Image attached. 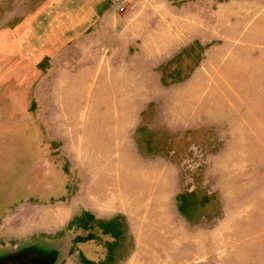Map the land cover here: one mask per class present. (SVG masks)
<instances>
[{"label": "rangeland", "instance_id": "obj_1", "mask_svg": "<svg viewBox=\"0 0 264 264\" xmlns=\"http://www.w3.org/2000/svg\"><path fill=\"white\" fill-rule=\"evenodd\" d=\"M146 3L188 6L199 26L213 20L211 44H242L257 61L245 83L223 82L217 60L208 83L180 84L172 72L204 51L193 43L143 86L139 123L115 132L97 32ZM181 110L197 123L169 128L164 115ZM31 202L71 211L56 246L94 237L97 264H264V0H0V222L24 205L35 214ZM117 211L120 229L107 223Z\"/></svg>", "mask_w": 264, "mask_h": 264}, {"label": "crops", "instance_id": "obj_2", "mask_svg": "<svg viewBox=\"0 0 264 264\" xmlns=\"http://www.w3.org/2000/svg\"><path fill=\"white\" fill-rule=\"evenodd\" d=\"M150 6L152 5L146 3L145 9L137 12L125 10L117 13L113 11V29L102 27L97 32L100 39V48H104L102 50H104L106 59L113 63V65L108 67L112 68L109 77L113 79V101L115 102V107L113 105V131L115 132L118 130L125 131L127 126L133 125L135 122H137L136 125L139 123L145 110V104L139 105L137 109L133 105L134 102H145L148 98H143V86L149 83L150 78L157 82L161 78V73L157 68L166 62H174L179 53L186 47H191L193 43L204 45V51L199 60L197 58L192 59V55L189 54L191 61L194 62L192 66L189 64L187 68H190V70L186 74H181L179 67L172 72L173 78L178 80L175 82L180 84L186 81L194 84L199 79V83H208V77L203 70L213 68L214 64L212 63L217 60H221L223 76L227 78L223 82L245 83L246 81L243 80L246 74V63H249L251 58L254 62L257 61L256 56H254L256 52L254 50L251 51L250 48H246L242 44L234 43L231 46L228 40L222 41L220 45L211 44L213 38L221 35L217 36L218 34H214L213 25H208V22L213 23V20H205L202 26H199L198 19L194 17L192 12H188V6L178 10L176 7H168L166 5L163 10L160 8L157 11L150 8L147 9ZM204 23L205 25H203ZM252 69H254L253 73L255 74V67L252 66ZM103 76L106 75L103 74ZM135 85L138 86L136 89L137 94H132L131 92H133V86ZM121 86H126L127 89H122ZM119 101H125L130 106L127 104L125 108L120 107L118 105ZM173 110H175V107ZM166 113L164 116L167 120L171 115L174 117L173 124H170L169 120L166 122L171 129L197 123L196 117L189 116L182 110L181 112ZM58 204L59 202L46 204L31 202L29 205L34 207L35 211L33 213L35 214L30 217L22 215L24 205V207H20L21 210L19 209L21 212L17 211V214L10 213L6 217V221H4V218L0 222V257L11 247L36 245L42 250L50 249L55 251L56 249L58 251V257L53 260L52 264H80L77 261V257L81 258L84 264L85 262L97 264L104 261L105 259L103 258L96 260L97 254L102 255L100 253L102 246L101 244H96L94 237L80 239L75 242V246L72 242H69L65 248L56 246L57 242L54 239L53 232L59 226L68 224L73 217L71 211L67 212V209L63 206L57 207ZM122 216L123 212L121 211L113 212V217L106 219L107 223H109L108 225L113 224V227L120 229V217L121 219L124 218ZM123 222L127 223L126 217ZM39 236H44L43 238L46 240H42L43 238ZM15 238H19V240L12 243L9 242ZM29 238L31 239L29 240ZM116 240L120 242L119 234ZM74 247H77V249L71 251ZM89 249L93 250L92 255L94 257L92 258L85 252ZM109 253H112L111 250ZM112 255L109 254L108 257H112ZM126 259L127 257L122 259L121 262Z\"/></svg>", "mask_w": 264, "mask_h": 264}, {"label": "flooded vegetation", "instance_id": "obj_3", "mask_svg": "<svg viewBox=\"0 0 264 264\" xmlns=\"http://www.w3.org/2000/svg\"><path fill=\"white\" fill-rule=\"evenodd\" d=\"M58 257V251L42 250L36 245L13 247L0 257V264H52Z\"/></svg>", "mask_w": 264, "mask_h": 264}, {"label": "built area", "instance_id": "obj_4", "mask_svg": "<svg viewBox=\"0 0 264 264\" xmlns=\"http://www.w3.org/2000/svg\"><path fill=\"white\" fill-rule=\"evenodd\" d=\"M124 0H115V2H118V4H121ZM121 9L123 8L122 6L120 7Z\"/></svg>", "mask_w": 264, "mask_h": 264}, {"label": "trees", "instance_id": "obj_5", "mask_svg": "<svg viewBox=\"0 0 264 264\" xmlns=\"http://www.w3.org/2000/svg\"><path fill=\"white\" fill-rule=\"evenodd\" d=\"M90 238V237H89Z\"/></svg>", "mask_w": 264, "mask_h": 264}]
</instances>
